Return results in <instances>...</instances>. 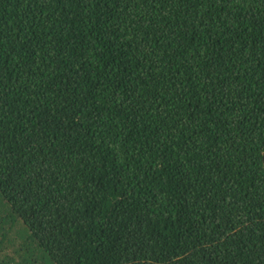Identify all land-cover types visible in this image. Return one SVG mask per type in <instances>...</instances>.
Listing matches in <instances>:
<instances>
[{"label":"trees","instance_id":"trees-1","mask_svg":"<svg viewBox=\"0 0 264 264\" xmlns=\"http://www.w3.org/2000/svg\"><path fill=\"white\" fill-rule=\"evenodd\" d=\"M0 264H264V0H0Z\"/></svg>","mask_w":264,"mask_h":264}]
</instances>
